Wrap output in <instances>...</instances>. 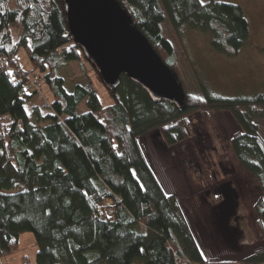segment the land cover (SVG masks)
Returning a JSON list of instances; mask_svg holds the SVG:
<instances>
[{"label": "trees", "instance_id": "trees-1", "mask_svg": "<svg viewBox=\"0 0 264 264\" xmlns=\"http://www.w3.org/2000/svg\"><path fill=\"white\" fill-rule=\"evenodd\" d=\"M116 1L182 87L166 25L204 33L216 52L230 57L250 35L236 4ZM20 50L30 72H18ZM83 58L69 32L64 0H0V264L20 251L24 233L35 238V264H236L207 262L177 198L165 192L139 142L155 131L171 147L185 142L197 112L229 111L239 123L241 132L230 144L263 194L253 209L264 242V96L222 97L202 86V97L185 90L178 108L122 76L115 91L106 87L114 103L103 106L91 83L68 92L58 76L63 66ZM38 79L50 102L33 88ZM83 102L88 111L81 114ZM239 263L264 264V247ZM22 264L31 263L24 258Z\"/></svg>", "mask_w": 264, "mask_h": 264}, {"label": "rangeland", "instance_id": "rangeland-1", "mask_svg": "<svg viewBox=\"0 0 264 264\" xmlns=\"http://www.w3.org/2000/svg\"><path fill=\"white\" fill-rule=\"evenodd\" d=\"M219 1L243 9L250 35L239 54L230 57L216 52L206 34L188 28L175 31L167 23L168 36L178 52L176 72L184 90L196 97H202V86L222 97L264 96V0ZM18 57L21 69L30 72L25 50H20ZM58 76L64 79L68 92L76 85L91 83L103 106L114 103L100 74L84 58L63 66ZM40 84V98L50 102L49 91L44 83ZM87 111L83 102L78 112ZM189 123L190 137L172 147L160 131L141 138L143 154L164 190L177 198L207 262L240 264L246 255L264 247L253 209L263 194L255 178L238 162L230 144L241 127L229 111L197 112ZM259 128L264 137V127ZM222 200L224 205L219 207ZM20 247L13 256L14 263L22 264L27 258L35 264L38 247L33 234H22ZM10 260L4 259L3 263Z\"/></svg>", "mask_w": 264, "mask_h": 264}, {"label": "water", "instance_id": "water-1", "mask_svg": "<svg viewBox=\"0 0 264 264\" xmlns=\"http://www.w3.org/2000/svg\"><path fill=\"white\" fill-rule=\"evenodd\" d=\"M64 6L71 38L110 91L125 76L156 101L184 105L186 93L173 70L118 1L64 0Z\"/></svg>", "mask_w": 264, "mask_h": 264}, {"label": "crops", "instance_id": "crops-1", "mask_svg": "<svg viewBox=\"0 0 264 264\" xmlns=\"http://www.w3.org/2000/svg\"><path fill=\"white\" fill-rule=\"evenodd\" d=\"M144 138V137H143ZM139 142H140V139H139ZM163 187V186H162ZM163 189H165V188H163ZM166 192V191H165ZM167 193V192H166ZM168 195H173V194H169V193H167ZM222 199H224V196H222ZM219 207H222L223 205H224V202H223V200L219 203V204H217ZM216 205V206H217ZM227 218V217H226ZM225 218V219H226ZM234 234H235V236H237V234H236V232H234ZM255 251H257V249L256 250H254L252 253H254ZM252 253H250V254H248V255H246L245 257H247V256H249V255H251ZM244 257V258H245ZM10 262H8V264H18V263H14V258H13V256L12 257H10ZM2 264H5V263H2Z\"/></svg>", "mask_w": 264, "mask_h": 264}, {"label": "built area", "instance_id": "built-area-1", "mask_svg": "<svg viewBox=\"0 0 264 264\" xmlns=\"http://www.w3.org/2000/svg\"><path fill=\"white\" fill-rule=\"evenodd\" d=\"M16 64V66L19 65V61H15L14 62ZM22 72L21 68L18 69V72ZM32 85H33V88H35L39 93H41V84H40V81L39 80H33L32 81Z\"/></svg>", "mask_w": 264, "mask_h": 264}, {"label": "snow or ice", "instance_id": "snow-or-ice-1", "mask_svg": "<svg viewBox=\"0 0 264 264\" xmlns=\"http://www.w3.org/2000/svg\"><path fill=\"white\" fill-rule=\"evenodd\" d=\"M201 2L203 3V2H204V0H201Z\"/></svg>", "mask_w": 264, "mask_h": 264}]
</instances>
